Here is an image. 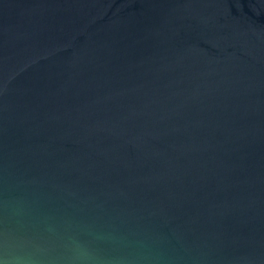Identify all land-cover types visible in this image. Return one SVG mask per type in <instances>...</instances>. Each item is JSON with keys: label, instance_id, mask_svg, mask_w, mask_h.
Segmentation results:
<instances>
[{"label": "water", "instance_id": "1", "mask_svg": "<svg viewBox=\"0 0 264 264\" xmlns=\"http://www.w3.org/2000/svg\"><path fill=\"white\" fill-rule=\"evenodd\" d=\"M264 264V0H0V261Z\"/></svg>", "mask_w": 264, "mask_h": 264}, {"label": "clouds", "instance_id": "2", "mask_svg": "<svg viewBox=\"0 0 264 264\" xmlns=\"http://www.w3.org/2000/svg\"><path fill=\"white\" fill-rule=\"evenodd\" d=\"M72 252V264H92L91 251L79 241L73 240L71 242ZM0 264H4V261H0Z\"/></svg>", "mask_w": 264, "mask_h": 264}]
</instances>
